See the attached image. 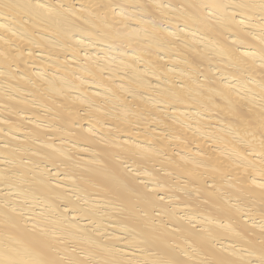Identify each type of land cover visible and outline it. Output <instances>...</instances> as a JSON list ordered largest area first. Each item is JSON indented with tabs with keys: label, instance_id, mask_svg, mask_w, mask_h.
Returning a JSON list of instances; mask_svg holds the SVG:
<instances>
[{
	"label": "bare ground",
	"instance_id": "obj_1",
	"mask_svg": "<svg viewBox=\"0 0 264 264\" xmlns=\"http://www.w3.org/2000/svg\"><path fill=\"white\" fill-rule=\"evenodd\" d=\"M0 264H264V0H0Z\"/></svg>",
	"mask_w": 264,
	"mask_h": 264
}]
</instances>
